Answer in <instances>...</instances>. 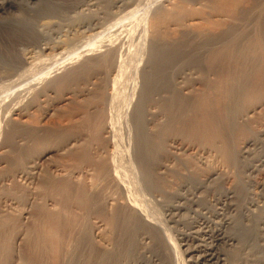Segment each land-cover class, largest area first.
Returning <instances> with one entry per match:
<instances>
[{"label":"bare ground","instance_id":"1","mask_svg":"<svg viewBox=\"0 0 264 264\" xmlns=\"http://www.w3.org/2000/svg\"><path fill=\"white\" fill-rule=\"evenodd\" d=\"M107 1L103 0L104 11L101 14L92 10L101 6L98 0L69 5L66 9L76 10L84 20L70 26L67 32L58 37L59 40L50 42L47 39V42L40 43L36 50L32 46L31 35L37 32L35 29L45 31L53 27V14L59 13V8L64 7L62 4L66 1L56 4L58 1L45 0L43 10L39 8L43 11L39 15H27L28 21L22 24L11 23L4 25L3 29L0 27L1 36H10L13 45H24L17 62H12L10 67L0 63V87L7 88L9 92L11 90L0 106L3 117L5 113L10 115L6 122L10 129H6L7 132L4 129V140L9 147L6 154L0 145V197L12 199L9 204L6 201L2 205L0 198V264H183L182 254L186 264H251L252 258L255 261L264 260V216L259 217L254 213L257 207L259 209V204L252 196L244 199L246 194L242 198L245 200L244 206L238 209L240 203L239 206L235 204L234 196L237 186L241 185L239 183L234 189L235 182L232 183L230 175L231 168L234 169L236 162L241 161L237 160L238 157L247 156L251 145L264 142V14L255 16L259 18L255 29L251 27L255 34L240 41L237 39L238 32L233 30L235 26L230 23L246 10L228 3V8L232 6L229 23L221 26L217 34L207 35L201 42H204L203 45H199L189 32L183 30L180 37L173 41L159 36L156 32L164 19L172 15L176 19L174 21L178 22L180 15L153 7L155 10L149 25L153 32L149 34L146 67L141 68L142 82L130 112L129 126L133 129V139L131 145L128 139L129 143L125 140L128 144H123V148L129 146L126 149L128 152L131 149L132 153L128 156L127 150L123 149L126 156L121 151L122 145L119 147L117 137L118 134L122 137L121 129L118 131L122 127V119L119 124L116 123L113 106L117 105L114 104L115 100H121V106L127 100L128 93L120 94L121 88L117 92L116 84L119 76L125 75L122 73H125L123 70L128 66V60L137 53L130 58L132 51H125L129 58L126 59L128 63L122 59L126 63L124 66L122 61L123 68L119 59L123 51L120 47H126L130 45L127 42H135L146 37V34L144 29L138 34L131 29L129 35L131 32L136 35L131 37L118 30L112 33L113 39L111 36L106 38L109 34L104 31L109 24H106L108 18L104 16L110 13V9H115L111 13L114 17L123 10L131 9L130 0H112L110 8ZM223 1L220 3L225 5ZM166 3L170 10L176 4L173 0H166ZM12 5L22 10L24 4L21 0H0V11H6ZM236 7L240 13L234 16L232 12H236ZM190 21H194V18ZM244 24L241 27L243 30ZM103 33L107 34L105 38H101ZM96 37L102 41L90 45V41ZM214 39H217L215 43H206ZM141 45L139 47H144ZM70 46L81 49L72 52L74 48L70 49ZM97 50L101 54H95ZM80 55L81 58L88 55V58L80 61L81 64L76 62L74 68H66V72L61 71L62 74L59 72L63 70V64H67L63 67H68V63L72 65ZM95 62L101 65L100 71L103 70L98 85L97 81L91 80L96 76L92 67ZM191 66L196 67L201 75L197 77L194 70L189 68ZM209 69L220 76L221 80L218 79L216 83H219V92L214 93V97L205 92L197 97L193 89L200 82L207 81L204 72ZM89 74L90 77H87ZM80 77L88 78L86 85H78L80 88L73 85L76 88L70 86L71 90L66 87L68 90L62 94L61 102L74 100L72 94L79 97L92 93L91 101L83 102L86 105H81L84 109L74 122H81L83 130L80 132L78 128L77 131L70 125L63 134L57 135L64 140L62 145L50 143L46 146L32 139L39 127L30 130L27 125L30 132L23 136L18 145H14L10 130L21 126L27 128L24 121L34 112L35 101H43L53 86H69ZM256 77L262 80L258 82L254 79ZM130 97L124 106L132 103ZM37 104L39 106L40 103ZM117 108L120 109L119 105ZM122 109L120 113L124 112ZM160 116H164L163 119ZM121 141L125 142L123 139ZM56 153L59 155L58 161L50 169L39 166ZM124 159L128 164L133 162L139 165L140 168H137L141 169L138 170L141 174L136 171L137 168L134 169L135 174L141 175L137 186L133 181L135 178H132L133 169L126 165L131 170L128 176L132 175L129 176L130 180L127 179ZM255 161L257 165L264 164V151ZM239 163L242 164L243 159ZM257 165L248 167L255 169ZM180 189L187 194L180 193ZM146 193L152 194L162 208L165 206L168 215L165 221L181 226L176 237L178 240L168 233L172 228L165 226L163 219L159 220L161 216L157 217L153 208L157 205L153 206L151 202L153 209L146 207L145 199H151V195L147 197ZM64 195L70 198L67 201H71L70 206L65 203L66 207L65 199H61L65 198ZM232 211H235V217L231 215ZM185 213L187 215L181 217ZM64 219L66 222H62ZM29 247L39 258L36 256L32 259V252L26 253Z\"/></svg>","mask_w":264,"mask_h":264},{"label":"rangeland","instance_id":"2","mask_svg":"<svg viewBox=\"0 0 264 264\" xmlns=\"http://www.w3.org/2000/svg\"><path fill=\"white\" fill-rule=\"evenodd\" d=\"M22 2H23V8H22V10H20V8L18 7V6H15V5H12V6H10V7H8V9L6 10V11H0V27L3 29L5 26L4 25H8V24H11V23H16V24H22L23 22H26V21H28V19L26 18L27 17V15L29 16V17H32V16H37V15H39L40 13H42L43 11V8H44V5L42 4L43 2L45 3V0H21ZM51 1H53L54 3L55 2H57L56 4H60L59 2L60 1H66L65 3H63L62 4V6H64V7H60L59 8V13H57V14H53V16H55V17H53L52 18V21H53V27H51V28H46V30L44 31V30H36L35 29V31H37L36 33H34V34H32L31 36V39L30 40H32L33 42H31V43H33V45L32 46H34V47H36L35 48V50L37 49V47L40 45V43H44V42H47V39H48V41H50V42H54V41H57V40H59L58 39V37H60L61 36V34L62 33H65V32H67L68 31V29H70L69 27L71 26V27H73L74 26V24L76 23V22H79L80 20H84V17L83 16H80V15H82V14H80V15H78L79 13H76L77 11L76 10H74V11H72L71 10V8H69V10L72 12H70L69 10H67L66 8H68L69 7V5H74L75 3H77V2H82V1H84V0H51ZM111 1L112 0H108L107 1V3H108V6H109V8H110V4H111ZM130 1H131V3H130ZM129 1V3H130V7H131V9L130 8H128L127 10H123L122 11V13H118L117 14V16H113L111 13H113V12H115V9H110V13H108V14H106L104 17L106 18V16H107V18L108 19H106L107 21H106V24L108 25V26H106V31H104V32H107V34H109L108 35V37H106V35L104 36V35H102L101 36V38L102 37H106V38H109L110 36L112 37L111 39H113V34L112 33H115V32H117L118 30H121V32H122V34L123 35H127V36H131V37H134V36H136L135 35V33L136 34H138V33H140V32H142L143 31V29H144V31H145V34H146V37H142V38H140V39H138L137 41H132V42H127V44H130V45H125L126 43H124L123 45H125L126 47H124V46H122V47H120V48H122L123 49V51H121L122 53V56H120L121 58H119L120 59V61H121V64L125 61L126 63H128L127 65L128 66H125L126 65V63L124 62V66H125V70H123L125 73H122V74H125V75H123V76H119L120 78H118L119 79V81H118V83L116 84V90L118 89V88H121V89H119V90H121V91H119V90H117V92L119 91L120 92V94H121V92H122V94H125V95H127V93H128V96H127V100H129L131 97H130V95L132 96V103L130 104H128V106H124V105H126L125 104V102H127V100L123 103V101H122V105L123 106H121L120 105V102H121V100H115V102L116 103H114V104H117V105H114L113 107V109H114V111H115V117L116 118H114V120H116L117 122L116 123H118L121 119V122H120V124H121V126L122 127H120V128H118L119 127V123L117 124V128H118V131H120L119 129H121V135H122V137L120 136V134H118L119 136H117L118 137V139H119V147L122 145V147H121V151H123L124 152V154L126 153L124 150L126 149V148H128V147H124L123 148V146H125L126 144H128L129 142H130V145H131V142H132V140H131V138L133 137L131 134V132H133V129H132V127H130L129 125H131V123H130V118H131V114L132 113H130V112H132V108H131V106H133V104H134V102H135V99L137 98V92L136 91H138L140 88V86H141V68H144V67H146V53L148 52L146 49H147V47H148V42H149V40H150V35L152 34V29H151V27L149 26L150 25V21H151V19H152V17H153V10H155L154 8H158V7H161V8H164V9H166L167 11H171L172 12V14L173 13H175V14H178V15H180V20L178 21V22H175L174 20H176L175 18H173V17H171L172 15H170V16H167V18L166 19H164V21L161 23V25H160V30L158 29V31L156 32L157 34L159 33L160 35L159 36H162L164 39H166L167 38V40H169V41H173L174 39H176V38H178V37H180L179 36V34L181 33V31L183 30V31H186V32H189L190 33V35H191V37L193 38V41L197 44V43H199V45H203V43H201L202 41H203V38H207L209 35L210 36H212V35H214V34H217L218 33V31H220L219 29H222V27H223V25H227V23H229L228 21V17H230V14H231V11H230V9L232 8V6H230V8H228V3H233V5H235V6H238L239 8H240V10H242L243 8L246 10L245 11V13H243L241 16H242V19H241V16L240 17H238L237 19H235V21H233V23L231 22L230 23V25L232 24V26L234 25L235 27H233V30H235V33H237V35H238V40L240 39V41L241 40H243V39H245V38H250V37H252L255 33H254V29H255V27L258 25V23H256V20H257V22H259V18H257V17H255V16H258L259 17V15H263L264 14V5H263V0H230L229 2H228V0H217V1H215V0H173L174 2H176V4L172 7L173 8V10H170L169 8V6H167L168 4L166 3V0H145V2H144V0H138V2H137V0H130ZM132 1H134L133 3H132ZM219 1V2H218ZM220 1H221V3H222V1H223V3L225 2L226 4V6L224 5V4H221L220 3ZM234 1V2H233ZM72 2V3H71ZM74 2V3H73ZM98 2H99V5H101V6H97V8L96 7H93L92 8V10L94 11V13H95V10H96V12L98 11V12H100V14H101V12L102 11H104L103 9H102V6H103V0H98ZM102 2V3H101ZM147 2V3H146ZM151 2V3H150ZM217 3L216 4V7H215V3ZM256 2V3H255ZM101 3V4H100ZM136 3V4H135ZM214 3V4H213ZM235 3V4H234ZM255 3V4H254ZM259 3V4H258ZM65 4V5H64ZM218 4H220V5H218ZM237 4V5H236ZM26 5V6H25ZM180 5V6H179ZM263 7H262V6ZM166 6V7H165ZM218 6V7H217ZM225 6V7H224ZM135 7V8H134ZM154 7V8H153ZM221 7H223V8H221ZM238 7H236V8H234V10L236 9V12L234 11V12H232V15H236V13H240V10L237 12V8ZM261 7H262V9H261ZM29 8V9H28ZM34 8V9H33ZM42 9V10H40V9ZM100 8V9H99ZM134 8V9H133ZM181 8V9H180ZM238 8V9H239ZM25 9V10H24ZM40 11H39V10ZM146 9V10H145ZM152 9V10H151ZM215 9V10H214ZM37 10V11H36ZM218 10H221V11H218ZM226 10V11H225ZM232 10V9H231ZM24 11V12H23ZM126 11L128 12V13H126ZM243 11V10H242ZM36 12H37V14H36ZM75 12V13H74ZM129 12H130V14H129ZM146 12V13H145ZM230 12V13H229ZM28 13V14H27ZM39 13V14H38ZM71 13V14H70ZM140 13V14H139ZM142 13H144V14H142ZM247 13V14H246ZM250 13V14H249ZM84 14H86V13H84ZM124 14V15H123ZM126 14V15H125ZM128 14V15H127ZM66 15V16H65ZM78 15V17H76ZM146 15V16H145ZM231 15V16H232ZM248 15H249V17H248ZM79 16H80V18H79ZM129 16V17H128ZM237 16V15H236ZM251 16V17H250ZM52 17V16H51ZM51 17H49L50 19L49 20H51ZM64 17V18H63ZM76 17V18H75ZM141 17H143V18H141ZM146 17V18H145ZM253 17H255V18H253ZM58 18V19H57ZM77 18H79L78 20H77ZM83 18V19H82ZM109 18H111V19H109ZM137 18H138V20H137ZM191 18H194V21H190V19ZM54 19V20H53ZM68 19V20H67ZM143 19V20H142ZM248 19H250L249 20V22L247 21ZM57 20V21H56ZM115 20V21H114ZM140 20V21H139ZM54 21H56V22H54ZM135 21H137V22H135ZM238 21V22H237ZM243 21V22H242ZM246 21H247V23H246ZM252 21H254L253 23H255V24H253L252 23ZM133 22H134V24H133ZM140 22V23H139ZM191 22V23H190ZM242 24H240V23ZM55 23V24H54ZM67 23V24H66ZM173 23V24H172ZM239 23V24H238ZM244 23H246L247 24V26H249V27H247L246 26V24H244ZM250 23L251 24H253V25H250ZM59 25V24H61L60 26H55V25ZM105 24V23H104ZM105 24V25H106ZM139 24V25H138ZM236 24V25H235ZM243 24L245 25V27H244V30H243V28H241V27H243ZM257 24V25H256ZM132 25V26H131ZM136 25H137V27H136ZM239 25V26H238ZM256 25V26H255ZM222 26V27H221ZM62 27V28H61ZM67 27V28H66ZM132 27V28H131ZM136 27V28H135ZM226 26H224V28H225ZM251 27H253L254 29L253 30H251L252 28ZM55 28V29H54ZM56 28L59 30V31H57L56 30ZM60 28V29H59ZM49 29V30H48ZM63 29V30H62ZM132 29V30H131ZM185 29V30H184ZM192 29V30H191ZM61 30H62V32H61ZM130 30L131 31H135V33L134 32H131L132 34L131 35H129L130 34ZM150 30H151V32H150ZM239 30V31H238ZM53 31H55V32H53ZM129 31V32H128ZM146 31H147V33H148V35H147V33H146ZM160 31L162 32V33H160ZM251 31V32H250ZM138 32V33H137ZM166 32V33H165ZM192 32V33H191ZM201 32V33H200ZM47 33V34H46ZM54 33H55V35H54ZM171 33V34H170ZM210 33V34H209ZM239 33H241V34H239ZM42 34V35H41ZM57 34H58V36H57ZM150 34V35H149ZM252 34V35H251ZM47 35H48V38H47ZM134 35V36H133ZM181 35V34H180ZM194 35H195V37H194ZM208 35V36H207ZM239 35H240V37H239ZM248 35V36H247ZM250 35V36H249ZM49 36H51L50 38H49ZM205 36V37H204ZM207 36V37H206ZM247 36V37H246ZM36 37V38H35ZM40 37V38H39ZM56 37V38H55ZM33 38V39H32ZM169 38V39H168ZM218 38V37H217ZM242 38V39H241ZM144 39V40H143ZM146 39V40H145ZM101 39H97V37H96V39H92V41H90V45L91 44H94L95 42H97V41H100ZM140 40V41H139ZM143 40V41H142ZM102 41V40H101ZM142 41V42H141ZM144 41H146L145 43H144ZM217 41V39H214V40H211V41H207L206 43H208V44H210V43H215V42ZM138 42V43H137ZM131 43H134L133 45H135V46H133ZM142 44L141 46H144V47H139L140 46V44ZM136 44H138L137 45V48H138V50H137V48H136ZM132 45V46H131ZM193 45H195V44H193ZM23 47H24V45H18V46H16V45H13V41H12V39L10 38V36H6V35H0V63H2L4 66H6V67H10V64H12V62H17V60L19 59V57L21 56L20 54H21V52H22V49H23ZM71 48L70 49H73L72 48V46H70ZM131 47V48H130ZM75 48H76V46H75ZM73 49L72 50V52H74V51H76V50H80L81 49V47L80 48H76V49ZM126 48V49H125ZM133 48V49H132ZM142 48V49H141ZM102 49V48H101ZM100 49V50H101ZM103 49H105V48H103ZM128 49L130 50V51H128ZM135 49V50H134ZM97 50L96 52L94 51V53L95 54H97V53H100L101 51H104V50ZM121 50V49H120ZM140 50V51H139ZM125 51H127L128 53L129 52H131V54L129 53V57L131 56L132 57V55H133V53L134 54H136V56L138 55V54H140V55H138V57L140 56V58H138V57H136V56H134V57H132L133 59H130V60H128V58H127V55H128V53L127 52H125ZM139 51V52H138ZM125 52V53H124ZM92 54V53H90V54H92V56H94L95 54ZM102 53H104V52H102ZM123 53H124V55H123ZM101 54V53H100ZM74 55H76V54H74ZM74 55H72L73 57H74ZM99 55V54H98ZM88 55H85V57L86 58H88L87 57ZM97 56V55H96ZM126 56V57H125ZM89 57H90V55H89ZM124 57V58H123ZM130 57V58H131ZM77 59H74V61H73V63H72V65H70L71 63H68V67L67 66H65V67H63V65H65V64H63L62 65V68H63V70L61 69L59 72L62 74V72L61 71H63V72H66V70L67 69H70V68H72V66L74 65L75 67H76V64L79 62L80 63V61L82 62L84 59H86V58H84V56L81 58V55H80V58L79 57H76ZM79 58V59H78ZM136 58H138V59H136ZM82 59V60H81ZM124 61H123V60ZM126 59L128 60V62L126 61ZM133 61V64H132V61ZM138 60V61H137ZM123 61V62H122ZM130 61H131V63H130ZM72 62V61H71ZM77 62V63H76ZM135 63H137V65L135 64ZM81 64V63H80ZM131 64V65H130ZM67 65V64H66ZM79 65V64H78ZM77 65V66H78ZM136 65V66H135ZM74 66H73V68H74ZM122 66H123V64H122ZM124 66H123V68H124ZM132 66V67H131ZM92 67H94V75H96L95 76V78L93 79H91V80H95V82H96V85H98V83L100 82L101 83V81H99L98 82V80H100L102 77L101 76H103V73H102V71H100L102 68H101V65L98 63V62H95L93 65H92ZM126 67H127V69H126ZM67 68V69H66ZM136 69V71H135V69ZM192 71L194 70V72H195V75L198 77L199 75H201V73H199L200 71L196 68V67H189ZM100 71H98V70ZM96 70V71H95ZM58 71H57V73H59ZM96 72V73H95ZM99 72V73H98ZM133 72V73H132ZM208 72V73H207ZM59 73V74H60ZM98 73V74H97ZM128 73H129V75H128ZM131 73V74H130ZM54 73H52V75H53ZM91 74H92V72H91ZM91 74H89V76H87V77H90V75ZM121 74V75H122ZM204 74H205V76L207 77V83L204 81V83L203 82H200V85H198L197 86V88H195V89H193V91L195 92V96H197V97H199V96H202V93H204V94H210L209 96H211V95H213L214 93H215V95H216V93H218L219 91V89L217 88V86H218V84H216L217 82H218V79L219 80H221L220 79V76H218V74H217V72H215V71H213V70H211V69H209V70H205V72H204ZM216 74V75H215ZM58 75V74H57ZM98 75H100V76H98ZM135 75V76H134ZM130 76V77H129ZM132 76V77H131ZM216 76H218L217 78H216ZM211 79H210V78ZM86 77H80V78H77L76 79V81H74V83H69V86H67V84H65L66 86H64V84H62V86H53L52 87V90H51V88H50V90L51 91H48L47 92V97L43 100V101H35V105H34V107H33V110H34V112H32L27 118H26V120L24 121V125L27 127V128H25L24 126H21L20 128H18V129H16V130H10L11 132V136H14L12 139H13V142H14V145L15 144H19L20 142H21V140H23L24 138H23V136H26L25 134H28L30 131L28 130V126L27 125H29V128H30V130H32L33 128H35V127H39V130L37 131V132H35L34 133V135H33V137H32V139H34V141L38 144H46V146L47 145H50V143H56V145H58V146H60V145H62L63 143H64V140L62 141L61 140V137L59 138V137H57V135H59V133H60V135H61V132H62V134L65 132V130L67 129V128H69V126L71 125H73V127L72 128H76L75 130H77L78 128V130H80V132L83 130V128H81L82 126L84 127V125H82L81 124V122H79V123H74L75 122V120H77L78 119V116H79V114H80V111H83V107L81 106L82 104H83V102L84 103H86V101H88L89 99V101H91V97H93V95H92V93L90 94V95H88V94H86L87 96H88V98H87V96L86 95H81V96H76V94L74 95V94H72V99H74V100H70L69 102L68 101H62L61 102V100H62V94L65 92V90L67 91L68 90V88H66V87H69V90H71V87L74 89V88H76V87H74L73 85H75V86H77V87H84L85 85H86V83L88 82V81H86L88 78H86ZM124 78V79H123ZM134 79V80H133ZM209 79V80H208ZM215 79V80H214ZM254 79H256L257 80V77L256 78H254ZM79 80V81H78ZM129 80V81H128ZM212 80H213V82H212ZM258 80H260V78H258ZM257 80V81H258ZM261 80H262V78H261ZM260 80V81H261ZM255 80H253V82H254ZM257 81L256 82H254V83H257ZM260 81H258V82H260ZM121 82H122V84H121ZM123 83H125V84H123ZM211 83H213V84H211ZM70 84H72V85H70ZM85 84V85H84ZM121 86H120V85ZM206 84V85H205ZM208 84H211V85H208ZM79 85V86H78ZM71 86V87H70ZM118 86V87H117ZM124 88H123V87ZM125 86H126V88H125ZM210 86V87H209ZM58 87V88H57ZM79 87V88H80ZM131 88V90H130V88ZM209 87V88H208ZM65 88V89H64ZM132 88H133V90H132ZM0 106L2 105V100H4V98H6L5 97V95L6 94H9L10 92H11V90H10V92L9 91H7L8 89L7 88H1L0 87ZM93 89V88H92ZM92 89H91V91L90 92H92ZM127 89V90H126ZM209 89V90H208ZM2 90H4V91H2ZM54 90V91H53ZM76 90V89H75ZM128 90H130L131 92H133V93H130V91H128ZM217 90V91H216ZM6 91V92H5ZM210 91V92H209ZM213 91V92H212ZM5 92V93H4ZM124 92V93H123ZM134 92H136V93H134ZM4 93V95L2 96V94ZM198 95H197V94ZM11 94V93H10ZM9 94V95H10ZM194 94V93H193ZM9 95H6V96H9ZM164 95V94H163ZM76 96V97H75ZM86 96V97H85ZM89 96H90V98H89ZM158 95H156V97H157ZM159 96H161V95H159ZM158 96V97H159ZM78 97V98H77ZM212 97H214V95L212 96ZM9 98V97H8ZM80 98V99H79ZM84 98V99H83ZM86 98V99H85ZM129 98V99H128ZM86 100V101H85ZM137 100V99H136ZM2 101V102H1ZM37 102L38 103H40L39 104V106H38V104H37ZM119 104H118V103ZM89 103V102H88ZM85 105L86 104H83V106L85 107ZM118 105H119V107H120V109L119 108H117L118 107ZM2 107V106H1ZM116 107V108H115ZM126 107V108H125ZM121 108H125L123 111L125 112V110H126V112L124 113H120L119 112V110H121ZM1 109V108H0ZM117 109H119L118 110V112H116L117 111ZM2 112H3V110H2ZM47 112V114H46V116H45V113ZM5 113V112H4ZM7 113H5V115H4V117L2 116V113L0 112V117L2 118H0V123H2L1 125H0V129H1V133H0V145L1 146H3L2 147V151H4V153L6 154L7 153V151H8V149H9V147H8V142H6L5 140H4V134H5V130L6 129H10V126L8 125V123H6V122H8L7 121V119L10 117V115H6ZM121 114V115H120ZM125 114V115H124ZM116 115H118V116H116ZM123 115H124V118H123ZM197 115V114H196ZM122 116V117H121ZM44 117V118H43ZM162 119H163V117L164 116H160ZM159 117V118H160ZM124 119V120H123ZM162 119H159L160 121H162ZM5 120V121H4ZM73 121V122H72ZM125 123H124V122ZM263 122H264V120H263ZM77 124H80V126L78 125V127H77ZM124 124H126L125 126H124ZM76 125V127H74ZM129 127H128V126ZM7 126V127H6ZM70 126V127H71ZM66 127V128H65ZM125 127V128H124ZM128 127V128H127ZM81 128V129H80ZM129 128H131V129H129ZM5 129V130H4ZM130 131H129V130ZM4 130V131H3ZM58 130L59 132H56V131ZM63 130V131H62ZM77 130V131H78ZM85 130V129H84ZM124 130H126L127 131V133L128 134H126V132L124 131ZM118 131H117V133H118ZM130 132V134H129V132ZM6 132H7V130H6ZM57 133V134H56ZM125 133V134H124ZM127 135V136H126ZM131 135V136H130ZM129 136H130V138H129ZM65 137V134H64V136H63V138ZM120 137V138H119ZM128 137V138H127ZM123 139V141H127V139H128V143L125 141V142H122L121 140ZM133 139V138H132ZM5 141V142H4ZM121 141V142H120ZM7 143V144H6ZM62 143V144H61ZM123 144H125V145H123ZM0 146V147H1ZM130 148V147H129ZM128 148V149H129ZM124 149V150H123ZM128 149H126L127 150V152H128ZM131 150V149H130ZM129 150V152H128V156L129 155H131V153H132V151H130ZM263 151H264V142H263V144H256V145H251L250 146V150H249V152H248V155L247 156H245V157H240L241 159H239V157H238V161L239 160H241V161H239V162H242V159H243V163L242 164H240L239 162H236V164H235V166L237 167V165H238V163H239V165H238V167L236 168L235 166V168L234 169H232L231 168V172H230V175L232 176V179H231V181H232V183L233 182H235V183H233V184H231V185H233V187L234 186H237L239 183H240V185L242 186H237V187H234V189L235 188H237L236 190H237V192H239V190L240 191H242V192H239V194H240V196H239V194H237V192H236V190H235V195L236 196H234V202H235V204H237L238 206H239V203H240V207H238V209L239 208H241V207H243L244 206V199H247V197L249 198V196H252V197H254L255 198V200L257 201V204H259V209H258V207H257V209L255 210V212L254 213H257V216H258V214L260 215L259 217H262V215L264 216V164L262 163V164H259V165H257L258 164V162L257 161H255L257 158H258V155H261V152L263 153ZM122 152V153H123ZM54 153V152H53ZM122 154L123 155V157L124 158H127L126 156H127V154ZM58 157H59V155L56 153V154H53L52 155V157H51V159L49 160V161H44V162H41V163H39L40 165V167L41 168H43V169H50L51 168V165L53 164V163H55L56 161H58ZM245 158V159H244ZM236 160V161H237ZM122 161H124L123 162V165H125L124 166V170L126 171V176H127V179H129L130 180V178H129V176L130 177H132V175H129L128 176V174H131V170L133 169V172H132V174H134V175H137V174H135V173H137L138 172V170H140L141 171V169H138V168H140V167H138L136 164H134L133 162H131V164H128L127 162H125V159L124 160H122ZM255 161V162H254ZM125 163V164H124ZM133 163V164H132ZM256 164L258 167H256L255 169H250V167H248V166H250L251 164ZM126 165L129 167V168H131V170L130 169H127V167H126ZM132 165H134L133 166V168H132ZM261 165V166H260ZM136 166V167H135ZM126 167V168H125ZM138 167V168H137ZM137 168V169H136ZM240 169V171H239V169ZM249 168V169H248ZM134 169H136V171L137 172H135V170ZM238 171H237V170ZM235 170H236V173H235ZM130 171V172H129ZM233 171V172H232ZM139 173V172H138ZM232 173V174H231ZM139 174H141V173H139ZM234 174H235V176H234ZM133 175V177L132 178H135L133 181L135 182V186H137V183L139 182V181H141V179H139L140 178V176L139 175H137V177L136 176H134ZM248 175V176H247ZM235 178V179H234ZM131 180V181H132ZM137 180V181H136ZM241 180V181H240ZM243 181V182H242ZM138 184H140V182L138 183ZM236 184V185H235ZM262 184V185H261ZM244 185V186H243ZM232 187V186H231ZM241 187V188H240ZM181 191V192H180ZM179 192L180 193H182V194H187V192L184 190L183 191V189H180L179 190ZM186 192V193H185ZM243 196H242V195ZM245 194L247 195V196H245ZM147 197H149L150 195V197H151V199H149V198H147V199H149V200H147V199H145L146 198V196H145V204H146V207H148V209L150 210V207H151V209H153L154 208V210H155V212H156V214H157V217L159 218L160 216L162 217H160L159 218V220L161 219H163V223L164 224H166L165 226H168V228L170 229V228H172V229H170L169 231H168V233L169 234H171V235H173V236H171L174 240L175 239H177L178 238V236H179V234H178V231H179V229L181 228V226L180 225H178V224H173L172 222L170 223V221H165L166 220V218H167V220H168V215H167V209L165 210V206L164 205H162V206H164L163 208L160 206L161 204H158L157 202H156V200L152 197V194H145ZM238 195V196H237ZM263 197H262V196ZM65 196V195H64ZM244 196H245V198H244ZM0 198H2L1 199V204L3 205V204H9L10 202H11V200L12 199H6V198H4V197H0ZM242 198H244V199H242ZM6 199V200H5ZM61 199L62 200H64L65 202H64V204L65 203H67V205H68V203H69V206L72 204V203H70V202H67L68 200H70V198H68V197H66L65 196V198H63V197H61ZM153 199V201L155 202V203H157V204H154V202L153 201H151ZM148 201V203H147V201ZM6 201H9V202H6ZM177 201V199L176 200H174V202L173 203H175ZM239 201V202H238ZM241 201V202H240ZM243 201V202H242ZM6 202V203H5ZM149 202H150V204H149ZM151 202L153 203V206H155V205H157V206H155V207H153V206H151L152 204H151ZM242 204V205H241ZM67 205L65 204V206L67 207ZM261 205V206H260ZM153 207V208H152ZM158 207V208H157ZM160 208V209H159ZM159 211H157V210ZM235 211H237V209L235 210ZM235 211H232V213H231V215L233 214V217H235L234 216V212ZM257 211V212H256ZM162 212V213H161ZM158 214H159V216H158ZM187 214L185 213V214H182L181 215V217H183V216H186ZM236 215V214H235ZM70 216V219H71V215H69ZM163 216H165V217H163ZM165 218V219H164ZM68 219H69V217H68ZM68 219H66V220H68ZM160 220V221H161ZM63 221H65V219L64 220H62V222ZM66 222V221H65ZM64 222V223H65ZM167 222V223H166ZM169 223V224H168ZM59 224H61V223H59ZM173 224V225H172ZM170 225V226H169ZM171 226H173V227H171ZM175 231H174V230ZM175 232V233H174ZM176 234V235H175ZM177 237V238H176ZM178 240V239H177ZM177 240H176V242H177ZM27 249V248H26ZM30 247L26 250V253H29V254H31V252H32V249H30ZM27 251H29V252H27ZM40 253H42V252H40ZM42 254H44V253H42ZM42 254H40V256L42 257ZM32 255H33V257H32V259L35 257L36 258V256H37V258H39V256L38 255H36L35 253H34V251L32 252ZM32 255H30V256H32ZM49 256V255H48ZM47 256V258H49L50 259V261H51V258L50 257H48ZM47 260V259H46ZM181 260H182V263L183 264H186L185 263V261H184V256H183V254L181 255ZM257 260H259V259H256V261L254 260V258H252V263L254 264V261H255V264H264V260H262V259H260V260H262V261H260L259 260V262L258 263H256L257 262ZM48 261V260H47ZM260 262H262V263H260ZM251 263V264H252Z\"/></svg>","mask_w":264,"mask_h":264}]
</instances>
